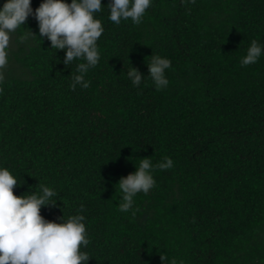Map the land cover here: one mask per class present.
I'll list each match as a JSON object with an SVG mask.
<instances>
[{
    "label": "trees",
    "instance_id": "16d2710c",
    "mask_svg": "<svg viewBox=\"0 0 264 264\" xmlns=\"http://www.w3.org/2000/svg\"><path fill=\"white\" fill-rule=\"evenodd\" d=\"M101 2L87 88L69 87L77 61L63 64L33 16L10 35L0 165L14 193L44 182L58 192L45 218L81 211L87 264H264V54L240 64L264 41V0H152L139 24L113 23ZM152 54L170 58L168 85H132L128 67L147 75ZM144 156L173 165L121 211L117 181Z\"/></svg>",
    "mask_w": 264,
    "mask_h": 264
},
{
    "label": "clouds",
    "instance_id": "9594fccd",
    "mask_svg": "<svg viewBox=\"0 0 264 264\" xmlns=\"http://www.w3.org/2000/svg\"><path fill=\"white\" fill-rule=\"evenodd\" d=\"M151 3L152 0H108L104 5L108 9L107 19L113 23L130 19L133 24H139ZM101 8V0H40L34 9L31 0H3L0 4V67L7 62L11 33L31 15L37 22L38 36L41 39L46 36L50 47L64 49L63 64L67 67L77 61L76 71L70 73L69 87L87 88L89 81L84 79V74L98 63L100 56L97 40L104 26L97 13ZM262 54L264 41L252 39L240 64L254 63ZM147 65L148 73L144 75L130 64L126 75L132 85H140L146 76L156 89L167 86L170 58L152 54ZM135 165L134 171L117 181L121 211L132 206L137 192L147 193L155 185L154 168H171L173 161L165 156L153 163L149 156H144ZM20 184L9 167L0 165V264H87L91 256L85 250L89 238L84 214L76 211L56 219L45 218L40 208L56 202V189L39 182L35 191L15 194L13 188ZM160 259L162 264H184L183 260L168 259L163 254Z\"/></svg>",
    "mask_w": 264,
    "mask_h": 264
}]
</instances>
